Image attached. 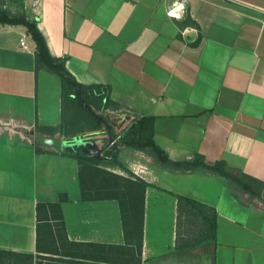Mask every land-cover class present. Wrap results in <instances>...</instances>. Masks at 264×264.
I'll use <instances>...</instances> for the list:
<instances>
[{
  "label": "crops",
  "instance_id": "crops-1",
  "mask_svg": "<svg viewBox=\"0 0 264 264\" xmlns=\"http://www.w3.org/2000/svg\"><path fill=\"white\" fill-rule=\"evenodd\" d=\"M12 2L13 13L36 19L50 53L78 83L110 87V100L132 124L153 119L154 141L171 160L200 155L264 183V0ZM181 4L179 19L169 15ZM34 51L25 26L0 23L4 257L16 253L17 264H264V201L206 170H169L121 137L120 162L149 184L142 246L127 244L119 202L83 200L78 159L38 150L34 134H75L61 133V78L37 69ZM178 194L216 209L215 240L177 246ZM63 195L62 226L48 204Z\"/></svg>",
  "mask_w": 264,
  "mask_h": 264
},
{
  "label": "trees",
  "instance_id": "trees-1",
  "mask_svg": "<svg viewBox=\"0 0 264 264\" xmlns=\"http://www.w3.org/2000/svg\"><path fill=\"white\" fill-rule=\"evenodd\" d=\"M4 0H0L3 2ZM190 17L187 16V22ZM185 22V23H187ZM0 23L8 25H22L35 44V62L37 69H47L61 78V98L63 122L61 133L68 136H92L95 132H103L104 124L96 116L97 111H104L114 104L110 100V87L86 86L78 83L65 67V61L54 57L49 50L47 40L37 25L36 19H30L23 13H13L9 8L0 6ZM128 120H132L127 116ZM153 119L142 117L122 136L125 146L150 153L163 167L177 172H193L206 170L217 174L228 181L235 189L249 194L253 198L264 201V183L243 172H235L224 161L213 165L205 163L203 157L195 156L190 161H173L154 141ZM51 135L54 128H40ZM39 151H49L38 143ZM117 149L112 147L103 153V156H88L84 154H69L79 161V181L83 200L115 199L119 202L121 219L127 244L142 246L144 231L145 192L149 184L129 171L120 162ZM120 167L127 172V176L113 173L106 168ZM177 246L187 249L206 241L215 240L217 228V212L212 206L203 204L196 199L177 195ZM67 200L63 195L58 203H49L48 206L60 213L61 225L63 217L61 202ZM105 248V246H103ZM111 247V246H110ZM117 248V247H116ZM40 249V248H39ZM1 264H17L16 253L6 252L5 257L0 253ZM45 259V257H42ZM108 260V258H105ZM122 262H126L122 260Z\"/></svg>",
  "mask_w": 264,
  "mask_h": 264
},
{
  "label": "water",
  "instance_id": "water-1",
  "mask_svg": "<svg viewBox=\"0 0 264 264\" xmlns=\"http://www.w3.org/2000/svg\"><path fill=\"white\" fill-rule=\"evenodd\" d=\"M96 116L102 120L99 115ZM104 123L107 127V136L102 138L98 137L100 132L93 133L92 136L76 135L70 138L43 136L39 133L34 134V136L44 149L54 150L59 153H78L88 156L96 155L102 157L103 153L109 147H119L116 142V137L112 134L109 124L106 122ZM105 139H107V142L103 145V141Z\"/></svg>",
  "mask_w": 264,
  "mask_h": 264
},
{
  "label": "rangeland",
  "instance_id": "rangeland-1",
  "mask_svg": "<svg viewBox=\"0 0 264 264\" xmlns=\"http://www.w3.org/2000/svg\"><path fill=\"white\" fill-rule=\"evenodd\" d=\"M0 6H5L10 10L15 9V7H13L12 0H4L3 2H0ZM125 114L126 113L123 109L116 107L115 105L111 106V108L106 109L104 111L96 110V115H99L102 118L104 124L103 131L107 133V127L104 123L106 122L109 124L114 137L118 136L119 134L123 136L130 128L129 120L127 119L128 121H126V116H124ZM28 262L29 261H27V264Z\"/></svg>",
  "mask_w": 264,
  "mask_h": 264
},
{
  "label": "built area",
  "instance_id": "built-area-1",
  "mask_svg": "<svg viewBox=\"0 0 264 264\" xmlns=\"http://www.w3.org/2000/svg\"><path fill=\"white\" fill-rule=\"evenodd\" d=\"M21 46L23 47V49H24L25 51L30 52V50H29L28 46L26 45V42H25V41H22V42H21ZM129 123H130V125H131V124L133 123V119H132V120H129ZM121 137H122L121 134H119V135L116 137V142H117L118 145L120 144V138H121Z\"/></svg>",
  "mask_w": 264,
  "mask_h": 264
},
{
  "label": "clouds",
  "instance_id": "clouds-1",
  "mask_svg": "<svg viewBox=\"0 0 264 264\" xmlns=\"http://www.w3.org/2000/svg\"><path fill=\"white\" fill-rule=\"evenodd\" d=\"M178 7V8H183V5H178V6H174V10L169 12V15H176V18L179 19L180 17L176 14V11H175V8Z\"/></svg>",
  "mask_w": 264,
  "mask_h": 264
},
{
  "label": "bare ground",
  "instance_id": "bare-ground-1",
  "mask_svg": "<svg viewBox=\"0 0 264 264\" xmlns=\"http://www.w3.org/2000/svg\"><path fill=\"white\" fill-rule=\"evenodd\" d=\"M173 11V10H172Z\"/></svg>",
  "mask_w": 264,
  "mask_h": 264
}]
</instances>
